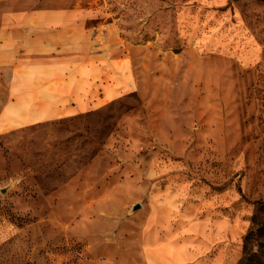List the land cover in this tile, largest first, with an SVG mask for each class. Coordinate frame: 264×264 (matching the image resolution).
I'll return each mask as SVG.
<instances>
[{
    "label": "rangeland",
    "instance_id": "374dc122",
    "mask_svg": "<svg viewBox=\"0 0 264 264\" xmlns=\"http://www.w3.org/2000/svg\"><path fill=\"white\" fill-rule=\"evenodd\" d=\"M6 187L0 264H238L264 0H0Z\"/></svg>",
    "mask_w": 264,
    "mask_h": 264
},
{
    "label": "trees",
    "instance_id": "16d2710c",
    "mask_svg": "<svg viewBox=\"0 0 264 264\" xmlns=\"http://www.w3.org/2000/svg\"><path fill=\"white\" fill-rule=\"evenodd\" d=\"M264 215V202L257 203ZM238 264H264V217L260 224L252 221L242 239V258Z\"/></svg>",
    "mask_w": 264,
    "mask_h": 264
},
{
    "label": "water",
    "instance_id": "95a60500",
    "mask_svg": "<svg viewBox=\"0 0 264 264\" xmlns=\"http://www.w3.org/2000/svg\"><path fill=\"white\" fill-rule=\"evenodd\" d=\"M9 189V187H6L4 189H1L0 192L3 194L5 193L7 190ZM137 209H139V205H135L132 207V212L136 211Z\"/></svg>",
    "mask_w": 264,
    "mask_h": 264
},
{
    "label": "bare ground",
    "instance_id": "6f19581e",
    "mask_svg": "<svg viewBox=\"0 0 264 264\" xmlns=\"http://www.w3.org/2000/svg\"><path fill=\"white\" fill-rule=\"evenodd\" d=\"M205 82H204V85H205V87H207V85H208V81H209V78H210V75H209V73L207 72V70L205 69Z\"/></svg>",
    "mask_w": 264,
    "mask_h": 264
}]
</instances>
